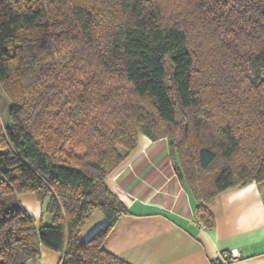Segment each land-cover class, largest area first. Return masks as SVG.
I'll return each mask as SVG.
<instances>
[{"label":"trees","instance_id":"obj_1","mask_svg":"<svg viewBox=\"0 0 264 264\" xmlns=\"http://www.w3.org/2000/svg\"><path fill=\"white\" fill-rule=\"evenodd\" d=\"M0 85V264H128L104 248L128 212L107 178L142 135L167 141L205 228L216 195L264 182V0H0ZM25 192L52 224L3 201Z\"/></svg>","mask_w":264,"mask_h":264},{"label":"crops","instance_id":"obj_2","mask_svg":"<svg viewBox=\"0 0 264 264\" xmlns=\"http://www.w3.org/2000/svg\"><path fill=\"white\" fill-rule=\"evenodd\" d=\"M140 141L142 146L138 143L107 178L128 212L118 217L105 250L128 264H216L223 252L231 251L240 255L235 264H264V182L216 195L208 205L215 226L203 228L196 218L198 199L181 182L167 141L153 142L145 135ZM21 201L27 211L40 216L34 194L22 195ZM88 222L81 241L108 223L99 210ZM61 261V253L42 247L40 257L29 264Z\"/></svg>","mask_w":264,"mask_h":264},{"label":"rangeland","instance_id":"obj_3","mask_svg":"<svg viewBox=\"0 0 264 264\" xmlns=\"http://www.w3.org/2000/svg\"><path fill=\"white\" fill-rule=\"evenodd\" d=\"M9 107H10V100L6 96V94L4 93V91H3V89H2V87L0 85V118H1V121H2V125H3V127L5 129L10 124V122H9V116H8L9 115L8 114ZM139 141H140V139H139ZM160 142H165L164 144L167 145L166 140H161ZM139 143H140L139 146L141 147L142 144H143L142 141H140ZM118 149H119V151L123 155L125 154L124 149H122L121 147H119ZM138 149H137V151H138ZM166 165L167 166H165V167H168V169L171 171L172 170L171 165L169 163H167ZM148 189L149 190L152 189V183H149L148 184ZM30 193L32 194V192L9 194V195H6V196L3 197V201L7 205H11V204H21L23 206V203L21 201V196L24 195V194H30ZM37 201L40 204V208H41L40 216L37 217L36 215H33L29 211H27V212H29L30 216L35 219V222H36L37 225H41V224H52V220H53L52 215L50 213H48L47 210H46L47 209V206L49 204V198L47 197V199H45V200H38L37 199Z\"/></svg>","mask_w":264,"mask_h":264},{"label":"built area","instance_id":"obj_4","mask_svg":"<svg viewBox=\"0 0 264 264\" xmlns=\"http://www.w3.org/2000/svg\"><path fill=\"white\" fill-rule=\"evenodd\" d=\"M204 228L205 225L200 223ZM240 258L237 251L223 252L216 264H235V262Z\"/></svg>","mask_w":264,"mask_h":264}]
</instances>
